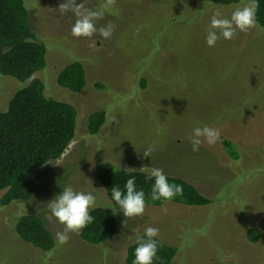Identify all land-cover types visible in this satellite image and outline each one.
Returning <instances> with one entry per match:
<instances>
[{
	"label": "rangeland",
	"instance_id": "rangeland-1",
	"mask_svg": "<svg viewBox=\"0 0 264 264\" xmlns=\"http://www.w3.org/2000/svg\"><path fill=\"white\" fill-rule=\"evenodd\" d=\"M24 1L33 31L47 47V66L36 76L47 96L75 106L77 131L59 159L32 173L38 187L31 200L3 206L0 192V264H126L127 247L147 227L178 248L171 264H264V30L256 25L232 40L221 37L214 47L206 44L213 14L230 18L252 2L116 0L96 22L100 27L111 21L112 36L89 39L71 35L75 17L55 10L64 0ZM84 2L97 10L106 0ZM74 60L87 73L79 93L57 83L60 70ZM22 86L0 74V111ZM94 112H105L106 122L90 135ZM205 125L219 129L220 139L194 152L189 136ZM224 140L236 146L237 160L228 156ZM150 146L152 156L144 157ZM103 163L148 173L160 168L193 184L212 203L146 204L143 216L129 219L127 227L117 205L118 229L110 240L91 245L70 234L68 243L58 244L55 233L63 226L44 211L37 214V207L45 209L71 185L91 192L96 207L110 208L114 204L96 177ZM26 213L44 220L56 241L53 250L44 252L17 235L16 220ZM249 229L259 231L256 241L248 238Z\"/></svg>",
	"mask_w": 264,
	"mask_h": 264
},
{
	"label": "trees",
	"instance_id": "trees-1",
	"mask_svg": "<svg viewBox=\"0 0 264 264\" xmlns=\"http://www.w3.org/2000/svg\"><path fill=\"white\" fill-rule=\"evenodd\" d=\"M221 6L237 5L245 0H209ZM251 1L253 0H246ZM256 25L264 30V0H255ZM47 66V47L33 31L29 12L24 0H0V74L24 84L0 111V192L4 191L1 205L31 200L38 183L32 173L51 161L59 159L76 137L78 112L73 104L49 97L45 93L44 82L36 76ZM87 73L82 62L74 60L64 66L57 75L60 87L73 93L83 91L87 85ZM106 122L105 112L89 115L87 129L96 135ZM223 146L228 156L237 160L239 154L230 140ZM148 172L126 171L107 164H99L96 169L98 182L105 189L110 201L112 188L124 187L127 179L135 177L137 190L145 192L149 206H161L168 202L188 207H203L212 199L200 192L193 184L177 176H169V183L182 185L183 195L171 201H153L151 190L154 178L146 177ZM93 222L81 230V239L91 245H100L113 238L118 229L117 216L111 208L95 207L90 211ZM17 235L37 249L49 252L55 247V239L44 220L34 213L18 216L15 224ZM251 241L259 238V231L249 229ZM138 238H145L142 233ZM138 238L126 251V264H133ZM157 255L153 264H171L178 248L156 237Z\"/></svg>",
	"mask_w": 264,
	"mask_h": 264
},
{
	"label": "clouds",
	"instance_id": "clouds-1",
	"mask_svg": "<svg viewBox=\"0 0 264 264\" xmlns=\"http://www.w3.org/2000/svg\"><path fill=\"white\" fill-rule=\"evenodd\" d=\"M116 0H106L100 6V9L93 10L87 8L85 2L77 4V0H64L59 5L57 12L60 17L66 16L69 12L75 17L71 28V35L76 38H92L98 35L102 39H108L115 31V25L109 21L107 24L97 27V21L104 18V9L115 5ZM258 5L253 0L252 3L243 7H237L230 18H224L220 12L212 15L210 25L207 30L206 44L214 47L221 37L224 40H232L242 32L247 33L256 27V8ZM95 41H93L94 46ZM220 130L208 125L197 127L189 136L192 144V150L198 152L203 143L209 146L214 145L220 139ZM154 146H150L143 152L144 157H151ZM106 162V160H105ZM143 169V168H142ZM141 169V170H142ZM134 170V169H133ZM151 180L154 178V184L151 190V199L153 201H171L178 195H183V186L169 183L168 177L160 168H151L146 177ZM126 193L118 186L112 188V199L115 202L110 208L115 213L116 206L125 216L124 226L127 227L128 220L138 216H143L146 208L145 192L137 190L135 177L127 179L125 185ZM96 207V197L91 193L75 191L71 185L63 187L62 193L46 204L45 209L37 207V214L44 211L48 220L55 218V221L63 226L62 231L55 233L58 244L68 243L70 234L79 235L81 230L93 222V216L90 211ZM166 212L167 209L165 208ZM159 235V229L147 227L145 229V238H138V246L135 249V259L133 264H153L157 255L158 243L156 237Z\"/></svg>",
	"mask_w": 264,
	"mask_h": 264
}]
</instances>
